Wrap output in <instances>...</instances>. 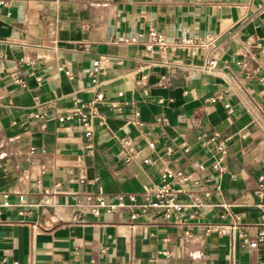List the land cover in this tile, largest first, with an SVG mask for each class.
Wrapping results in <instances>:
<instances>
[{
  "label": "crops",
  "instance_id": "crops-1",
  "mask_svg": "<svg viewBox=\"0 0 264 264\" xmlns=\"http://www.w3.org/2000/svg\"><path fill=\"white\" fill-rule=\"evenodd\" d=\"M151 33L199 45L148 49ZM96 92L117 107L101 108L88 149L84 127L57 117ZM38 112L50 117L33 120ZM164 168L180 174L177 218L139 207ZM263 175L264 0H0V190L41 204L3 210L0 264H264V244L203 228L228 204L255 237ZM87 194L138 203L79 215L75 198Z\"/></svg>",
  "mask_w": 264,
  "mask_h": 264
},
{
  "label": "built area",
  "instance_id": "built-area-1",
  "mask_svg": "<svg viewBox=\"0 0 264 264\" xmlns=\"http://www.w3.org/2000/svg\"><path fill=\"white\" fill-rule=\"evenodd\" d=\"M125 43L134 44L137 43L136 38H129L122 40ZM199 45L195 39H181L173 44L166 42L165 38L160 34H150V41L147 45L148 49L157 47L159 50L166 52L171 47L175 48H185L188 46ZM167 67H172L167 65ZM216 67L215 60L209 61V63L201 69L203 72L211 73ZM103 73L101 66V61L97 60L93 63L92 69L89 72V76L92 82V88L98 89L101 84L98 80V76ZM69 77H72L71 73H67ZM162 81L167 83V78L163 77ZM22 87H26L24 81L20 79L17 80ZM122 96V94H119ZM105 107L107 109H113L117 106L105 101L103 93L96 92L95 97L88 101H77L74 107L70 110L69 114L66 116H58L57 120L61 123L65 121H77L85 129V137L88 141L86 147L92 149L91 141L94 136L92 129V123L94 121L102 122L103 116L101 114V108ZM33 120L43 121L50 117L48 112H38L32 114ZM139 127H143L142 122H138ZM215 141V139H211ZM122 154L131 158L134 148L128 140L122 141ZM154 145L150 144L152 148ZM145 163H149L148 160ZM180 174H175L171 170L164 168L161 171V183L157 186L154 192L145 190V192L140 196L142 203L139 205L142 212L148 210H153L158 214H161L166 219H171L173 217H180L184 211L185 206L181 204L178 200L179 191L173 186V179ZM261 196H264V175L259 178ZM80 183H84L81 180ZM50 195L49 192H45L44 197ZM138 203V197L135 195H130L128 197L118 195L114 197L113 200H107L102 194H87L83 198H75L74 208L79 215H91L95 218L100 217L102 214H113L120 212L124 209L130 208ZM41 204H31L25 195H18L16 200H12L10 193L6 190H0V223H2L1 216L4 209L16 208L20 210V214L24 216L27 214V210L33 207H39ZM224 208L225 214L222 216V221L216 223H208L204 225V231L207 235L217 234L220 237H230L232 240H239L243 247H248L250 249H258L264 244V223L256 226V235L252 237L249 233V226L244 224L242 218L234 213L230 209V205L225 204L222 206ZM264 207V205H260ZM132 220L137 219V214L132 213ZM185 236L190 238V232L186 231ZM5 264H18L17 262H7ZM131 264H136L132 262Z\"/></svg>",
  "mask_w": 264,
  "mask_h": 264
}]
</instances>
